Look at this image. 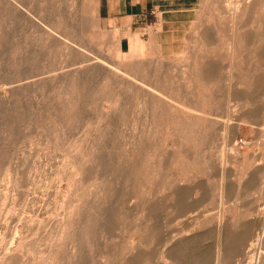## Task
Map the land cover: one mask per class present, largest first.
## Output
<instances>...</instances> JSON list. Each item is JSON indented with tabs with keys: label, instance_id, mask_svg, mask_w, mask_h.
<instances>
[{
	"label": "rangeland",
	"instance_id": "1",
	"mask_svg": "<svg viewBox=\"0 0 264 264\" xmlns=\"http://www.w3.org/2000/svg\"><path fill=\"white\" fill-rule=\"evenodd\" d=\"M103 4L0 0V264H264V0Z\"/></svg>",
	"mask_w": 264,
	"mask_h": 264
},
{
	"label": "crops",
	"instance_id": "2",
	"mask_svg": "<svg viewBox=\"0 0 264 264\" xmlns=\"http://www.w3.org/2000/svg\"><path fill=\"white\" fill-rule=\"evenodd\" d=\"M103 6L105 11L112 17V13H119L124 18L131 20V26L134 23H138L146 18V12L148 8V0H104ZM130 7L131 10H128ZM116 15V14H115ZM122 29H128L127 26L121 25L118 27ZM119 48L124 51L126 48H130V40L126 34L121 35L119 41Z\"/></svg>",
	"mask_w": 264,
	"mask_h": 264
},
{
	"label": "bare ground",
	"instance_id": "3",
	"mask_svg": "<svg viewBox=\"0 0 264 264\" xmlns=\"http://www.w3.org/2000/svg\"><path fill=\"white\" fill-rule=\"evenodd\" d=\"M251 0H245V2L246 3H248V2H250ZM238 6V5H237ZM234 49V48H233ZM236 50H237V48H235ZM232 50V49H231ZM233 51V50H232ZM231 52V51H230ZM234 52V51H233ZM235 53V52H234ZM233 53V54H234ZM237 53V52H236ZM232 54V52H231V54L230 55H233ZM234 57V59H235V56H233ZM232 57V58H233ZM189 58H191V56H189ZM234 59H233V61H234ZM190 61H191V59H190ZM230 61H231V59H230ZM229 61V62H230ZM231 63V62H230ZM233 65L235 64V62L234 63H232ZM231 65V64H230ZM189 66H191V65H189ZM193 66H191V68H192ZM191 77V76H190ZM192 79V78H191ZM204 89V88H203ZM200 92H201V90H200ZM177 107H179V106H177ZM180 108H182V107H180ZM187 113H191L192 114V112H187ZM190 115V114H189ZM195 117L197 116V118H201V116H198V114L196 115V114H193ZM219 190H220V188H219ZM222 191V190H221ZM218 195V194H217ZM220 196V195H219ZM221 201V200H220ZM222 202H220L219 204H221ZM222 210V209H221ZM223 215H224V213H223ZM219 217H220V215H218ZM223 218V217H222ZM222 227V226H221ZM219 229V228H218ZM221 230V229H220ZM219 232V231H218ZM222 236V235H221ZM153 239V238H152ZM154 240V239H153ZM150 241V240H149ZM153 243V242H152ZM244 243V242H243ZM219 249L220 250H223L224 248H225V245H226V242L224 241V239L222 238L220 241H219ZM229 246V245H228ZM229 248H234V247H230L229 246ZM220 252H219V254H218V257H220ZM216 256H217V254H216Z\"/></svg>",
	"mask_w": 264,
	"mask_h": 264
}]
</instances>
